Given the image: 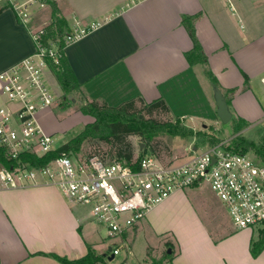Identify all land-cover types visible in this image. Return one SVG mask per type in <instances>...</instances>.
I'll return each instance as SVG.
<instances>
[{
	"label": "crops",
	"instance_id": "crops-1",
	"mask_svg": "<svg viewBox=\"0 0 264 264\" xmlns=\"http://www.w3.org/2000/svg\"><path fill=\"white\" fill-rule=\"evenodd\" d=\"M4 4L0 0V8ZM52 6L69 28L99 23L63 48L87 99L117 105L133 97L147 102L162 97L190 128L216 129L214 85L204 75L203 64L190 65L185 57L191 39L181 16L198 14L195 35L232 119L247 125L264 121V0H142L132 5L126 0H50L33 6L27 24L3 8L0 71L34 52L31 31L50 23ZM178 193L122 236L128 238L144 220L155 232L173 236L168 239L172 247L166 245L171 256L161 264H264V248L256 257L250 253L251 228L218 221L207 228L197 219L191 224L189 220L186 228H157L162 207ZM101 238L88 208L69 202L41 178L36 185L0 188V264H60L38 253L74 259L85 253V243L97 251Z\"/></svg>",
	"mask_w": 264,
	"mask_h": 264
},
{
	"label": "built area",
	"instance_id": "built-area-1",
	"mask_svg": "<svg viewBox=\"0 0 264 264\" xmlns=\"http://www.w3.org/2000/svg\"><path fill=\"white\" fill-rule=\"evenodd\" d=\"M49 1L5 0V4L27 24L33 6L42 7ZM140 1L126 0L128 5ZM98 25L90 22L82 27L76 23L64 36V45ZM44 32L43 28L31 31L34 52L0 71V148L12 158L23 151L41 155L55 148L52 135L42 131L36 118L38 110L57 104L59 98L45 81L43 71L48 69L47 59L57 62L58 46L52 40L43 41ZM227 145V140H221L201 144L198 150L199 145L193 144L178 160L163 161L145 153L128 163L100 153H62L39 167L8 170L0 166V188L36 185L41 178L69 202L86 206L92 220L104 227L106 237L121 238L175 191L206 184L236 229H258L264 225V164L253 154L234 151ZM113 244L109 254L115 255L121 245Z\"/></svg>",
	"mask_w": 264,
	"mask_h": 264
},
{
	"label": "trees",
	"instance_id": "trees-1",
	"mask_svg": "<svg viewBox=\"0 0 264 264\" xmlns=\"http://www.w3.org/2000/svg\"><path fill=\"white\" fill-rule=\"evenodd\" d=\"M8 4H4L0 9L8 8ZM198 14H185L181 16V24L185 27L189 38L191 39V48L185 52L188 63H201L204 65V75L211 84L217 86V81L213 73L206 66V57L202 52L201 45L195 35L194 21ZM45 33L42 36L43 41L58 40V60L53 62L47 59V66L53 78L60 85L65 93L79 92L81 84L75 78V75L64 55V40L62 36L68 33V27L64 17L58 15V10L52 6L51 21L44 26ZM244 80L247 81L246 74L243 73ZM218 87V86H217ZM231 89L230 92H233ZM64 101L65 96H62ZM226 100V99H225ZM227 102V100H226ZM61 103V102H60ZM60 107L64 108L63 102ZM58 105V102H57ZM228 105V102H227ZM80 110L90 115L93 120L83 125L82 129L66 142L37 155L30 151L19 153L17 158L8 156L3 148H0V166L11 170L19 166L39 167L45 165L48 161L58 157L62 153H76L80 150L81 145L86 141L102 142L107 148L94 150L91 153H100L109 159H119L126 163L130 162L135 156L140 157L145 153H155L151 141L157 134H169L171 136H196L199 139L198 144H214L220 142L221 139L214 133L212 126H205L201 130H184L179 125L180 118H172L170 110L162 97L155 98L151 101H145L141 97H133L120 102L117 105H108L104 101L95 99H85L80 106ZM167 115L166 120H159L156 116ZM173 119V120H172ZM233 121V119H231ZM243 121V120H241ZM240 126L236 124V130ZM129 136H137L144 141V147L137 155ZM228 148L244 153L252 152L253 155L264 164V143H256L242 135H237L228 142ZM77 155V154H76ZM167 245L172 247L170 242ZM86 251L78 258H68L54 252L42 253L52 257L60 264H108L107 257L109 251L98 253L92 244L85 243ZM264 248V225L257 229V237L250 242L249 250L253 257H256ZM171 254L164 253L165 258H169ZM152 264H160L156 260Z\"/></svg>",
	"mask_w": 264,
	"mask_h": 264
},
{
	"label": "rangeland",
	"instance_id": "rangeland-1",
	"mask_svg": "<svg viewBox=\"0 0 264 264\" xmlns=\"http://www.w3.org/2000/svg\"><path fill=\"white\" fill-rule=\"evenodd\" d=\"M40 28L44 29V26ZM66 34L67 33L63 34V40ZM53 42L58 46V40H54ZM43 71L45 81H47L51 91L55 95H59L58 105L53 104L38 110L36 118L42 131L52 135L54 139L52 146L56 147L76 135L82 129L83 125L92 121L93 118L80 110V106L85 102V99H87L83 93H65L60 85L56 84L57 82L50 71L47 68H44ZM56 85H58V87ZM62 96H65L64 101H61L63 99ZM60 102L65 104L64 108L60 107ZM170 116L172 118L177 117L172 112H170ZM156 118L159 120H166L168 117L164 114L156 116ZM231 119L232 117L226 123L219 120L214 124L216 127L214 133L218 138L229 142L237 135H242L256 143H264V121L257 122L253 125H247L245 123H240L236 119L231 121ZM236 124L240 126V129L236 130ZM179 125L187 131L192 130L194 132L202 129L201 127L190 128L181 119ZM129 140L132 143L134 154L137 155L139 153V143L141 142L144 144V141L137 136H129ZM151 143L155 149L154 155L166 161L169 159L178 160L184 157L187 154L185 147H191L193 144L199 143V139L192 135L171 136L169 134H157ZM198 145V150L202 149L201 145ZM106 148L107 147L102 142L96 140L86 141L81 145L80 150L73 154H77V156L85 155L94 150H104ZM249 153L253 154L252 152ZM180 192L181 193H178L171 199L169 204L162 207L163 212L160 214L157 228H186V223L190 220L191 224L194 219L200 220L207 228H213V221L221 222L220 224L224 226L232 224L226 208L218 200L208 185L201 184L199 187L186 188L180 190ZM59 193L62 195L60 191ZM92 225L95 228H99L102 237L100 242L101 247L97 250L98 253L106 250L109 246H112L113 243V245L116 246L121 245L119 252L115 254L111 260H108V264H152L153 260L161 264L162 261L166 259L164 253H166L168 248L166 247L167 243L170 242L168 239L173 238L170 233L155 232L151 229L155 227L148 225L144 220L141 224L139 223L138 229L132 231L128 238H126L127 236H121V238H108L106 237V232L102 225L93 220ZM191 228L193 227L191 226ZM256 237L257 228H254L253 238Z\"/></svg>",
	"mask_w": 264,
	"mask_h": 264
},
{
	"label": "water",
	"instance_id": "water-1",
	"mask_svg": "<svg viewBox=\"0 0 264 264\" xmlns=\"http://www.w3.org/2000/svg\"><path fill=\"white\" fill-rule=\"evenodd\" d=\"M213 91H214V100H215L217 117L221 122L226 123L231 118V112L228 108L225 97L217 86L213 87ZM143 145H144L143 143L141 142L139 143V150H138L139 152L143 150L144 147ZM107 250L110 251L111 247L109 246ZM171 252H172L171 248L168 247L166 253L170 254ZM113 256H114L113 253H110L109 256L107 257V260H111Z\"/></svg>",
	"mask_w": 264,
	"mask_h": 264
}]
</instances>
